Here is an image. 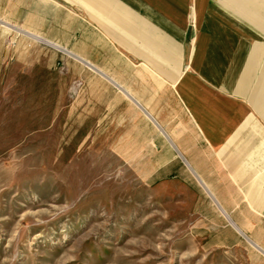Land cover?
Returning <instances> with one entry per match:
<instances>
[{
	"label": "rangeland",
	"instance_id": "374dc122",
	"mask_svg": "<svg viewBox=\"0 0 264 264\" xmlns=\"http://www.w3.org/2000/svg\"><path fill=\"white\" fill-rule=\"evenodd\" d=\"M137 68L54 0H0V264H264V135L208 150Z\"/></svg>",
	"mask_w": 264,
	"mask_h": 264
},
{
	"label": "crops",
	"instance_id": "0c3cea01",
	"mask_svg": "<svg viewBox=\"0 0 264 264\" xmlns=\"http://www.w3.org/2000/svg\"><path fill=\"white\" fill-rule=\"evenodd\" d=\"M54 1L79 38L101 39L155 80L147 85L171 89L208 150L231 160L262 150L264 0Z\"/></svg>",
	"mask_w": 264,
	"mask_h": 264
}]
</instances>
